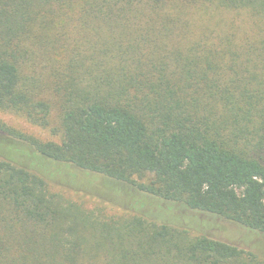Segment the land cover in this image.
I'll return each mask as SVG.
<instances>
[{
	"label": "trees",
	"instance_id": "trees-1",
	"mask_svg": "<svg viewBox=\"0 0 264 264\" xmlns=\"http://www.w3.org/2000/svg\"><path fill=\"white\" fill-rule=\"evenodd\" d=\"M53 108L59 142L0 121V264H264L164 221L264 234V0H0V111ZM74 170L156 209L105 219Z\"/></svg>",
	"mask_w": 264,
	"mask_h": 264
},
{
	"label": "rangeland",
	"instance_id": "rangeland-1",
	"mask_svg": "<svg viewBox=\"0 0 264 264\" xmlns=\"http://www.w3.org/2000/svg\"><path fill=\"white\" fill-rule=\"evenodd\" d=\"M230 16L241 26L239 31L238 29L237 31L242 33L243 26L248 23L245 16L236 15L235 13ZM226 18H229L228 14ZM246 27H249V25H246ZM0 121L44 141L59 142L60 140V133L55 131L58 126L55 108L51 111L47 127L31 124L21 115L3 111H0ZM74 173V176H67L64 172L62 174L68 177L70 185L59 184L55 180L50 183L51 189L62 194L66 199L82 204L86 209H93L96 213H98L96 207L100 208L105 219L112 220L121 215L136 214L138 212L151 213L149 209L152 211L156 209L147 204L144 205L137 202L138 198H133L132 196L128 197L129 200L125 204L123 196H116V192L105 186L103 181L97 176L94 177L75 170ZM147 216L150 219L158 218L151 214ZM177 216L179 217L178 212L174 208L170 212L169 220L165 218L164 221L186 228L192 235L207 234L213 238L234 244L243 250L251 251L259 259L264 260V234L248 232L246 229L230 222L199 213L194 216L184 214L180 216L179 223L176 220Z\"/></svg>",
	"mask_w": 264,
	"mask_h": 264
}]
</instances>
